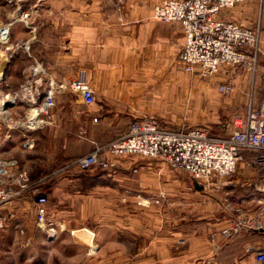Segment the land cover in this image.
I'll return each instance as SVG.
<instances>
[{"label":"crops","instance_id":"1","mask_svg":"<svg viewBox=\"0 0 264 264\" xmlns=\"http://www.w3.org/2000/svg\"><path fill=\"white\" fill-rule=\"evenodd\" d=\"M162 1H53L47 4L50 10L42 13L46 19L40 25L33 22L32 16L34 28L29 30L26 42H21L23 38L21 44L12 43L13 48L4 51L0 59V91L9 97L7 110L0 114V152L2 145L20 139L15 145L22 146V153L27 151L29 155L25 160L16 159L28 171V164L36 168L30 172L34 182L47 179L44 175L60 166L48 170L52 161L56 165L72 151L76 156L85 154L87 147L77 149V144H82L86 136H72L69 132L86 130L88 115L97 117L90 124L92 144L88 142L93 148L126 133L134 120L153 116L162 122L163 99L176 103V90L164 98L162 79L170 70L174 74L171 78L176 80V59L181 68L178 57L185 34L180 23L153 17L155 4ZM257 3L264 18V0H243L222 17L250 26ZM259 40L262 48L256 66L264 75V31L259 32ZM82 68L90 72L95 90L96 103L89 108L81 95L68 86ZM235 68L238 67L222 69L220 77L238 81L241 75L234 73ZM61 85L68 87L61 89ZM51 86L55 89L56 107L51 110L50 120L43 118L40 125L28 129L24 122L32 108L30 99ZM27 137L31 143L28 148L23 146ZM15 145L8 152H14L18 148ZM119 159H115L120 162L111 170L114 177H103L111 173L103 171L95 176L61 173L47 180L51 185L48 210L55 221L56 235L49 236L36 225L25 228V234L19 225H6L0 234L13 233L12 244L18 243L24 253L13 258L4 256L0 264H185V260L186 264H258L252 250L264 247V231L243 229L225 237L221 229L228 225L227 219L221 226L210 221L191 229L178 227L177 217L174 229H162V196L166 200L169 195L168 179L162 182V162H137L134 158L121 163L123 159ZM121 169H126L129 176L119 172ZM132 170L141 175H131ZM103 185L114 187H100ZM195 189L197 193L202 190L198 183ZM207 191L217 192L214 188ZM142 196L149 201H144L145 205L139 201ZM255 197L256 194L250 196L251 201ZM152 199H157V205L149 204ZM21 209L20 202L8 206L11 217ZM167 232L176 239H162V233ZM216 249L219 252L214 253Z\"/></svg>","mask_w":264,"mask_h":264},{"label":"built area","instance_id":"2","mask_svg":"<svg viewBox=\"0 0 264 264\" xmlns=\"http://www.w3.org/2000/svg\"><path fill=\"white\" fill-rule=\"evenodd\" d=\"M241 1L163 0L154 6V18L178 22L183 27L185 42L178 57L182 69L208 78L228 67L255 68L260 52L257 28L222 17L226 10ZM36 12L37 9L33 14ZM21 16L27 27L33 29V23H27L32 14ZM17 21L15 16L0 25V50L12 49V27ZM2 76L3 72L0 74V84ZM68 86L81 95L87 106L96 103L95 90L87 69H80ZM68 86L61 85V89ZM232 87V83L218 84L219 91L225 94L231 92ZM8 97L0 91V114L7 110ZM29 102L32 111L28 112L24 122L28 129L40 125L43 118L50 120L51 110L56 107L54 87L43 89L39 96L36 95ZM82 132L87 131L84 129ZM30 144L28 137L25 138L23 146L28 148ZM126 156L163 159L202 181L204 186L235 172L239 162L264 169V83L260 103L248 108L245 114H236L227 124L225 134H214L205 125L183 123L171 127L156 117L146 116L132 121L126 133L89 154L79 156L67 167L76 166L83 171L92 168L113 170L115 163L112 158ZM49 197L50 185L46 179L32 181L29 171L18 159L0 152V228L6 224L5 210L10 204L30 200L36 213V226L47 231L49 236L56 235L55 221L48 210ZM263 215L264 205L252 214L238 207L231 211L229 224L221 233L229 237L243 229L261 230L264 228ZM252 251L257 263L264 264V247L256 246Z\"/></svg>","mask_w":264,"mask_h":264},{"label":"rangeland","instance_id":"3","mask_svg":"<svg viewBox=\"0 0 264 264\" xmlns=\"http://www.w3.org/2000/svg\"><path fill=\"white\" fill-rule=\"evenodd\" d=\"M53 1L59 2V1H67V0H0V25L11 21L15 16L16 18H18V21L12 27L11 42H10V46L12 48H13L12 43L21 44L20 41L23 38L24 40L27 39L29 30H31V28L27 27L26 22L22 20L23 18L21 15L32 14V16H35V20L33 21L31 17L29 20H27V23L33 21L40 25V22L46 19V14L42 15V13L48 12L47 9H49L50 6H48L47 4ZM36 7L38 8V10L36 13L33 14ZM233 8L226 10L224 13L228 14V12L230 10H233ZM255 12L256 15L253 11L252 19L250 20L248 25L257 28L259 35V32L262 33V31H264V18H263V13L262 15L260 14L259 4L256 6ZM21 42L25 43L26 40ZM26 46L29 48V43ZM261 48L262 46L259 49L260 51ZM4 51L5 48L0 50V59L3 57L2 55L4 54ZM258 54H260L259 51ZM237 67L238 68H235L234 73L236 74V72H238L237 75H241V78L238 79V81L237 79L235 80V78L232 77H228V78H226L225 76L220 77L221 73H217L212 77L203 78L198 75H194L189 72H186L184 69H182V67L179 68L176 59V68H175L177 71V74L175 76L176 80H174V78H171L172 75L174 74L170 70H167L166 78L162 79V87L165 85L166 88L164 92L165 94L164 98H168V96H172L171 90L173 91L176 90L177 91V96L175 93L176 103L170 101L166 103V100L162 98L164 100V102H162V122L171 127H177L183 123H188L193 125H205L208 127L210 132H213L214 134L216 133L219 135L225 134L227 129V124L230 123L231 120H233L234 116H236V114L245 113V111L250 107L257 106L261 101L262 93H263L264 75L260 74L261 73L260 67L258 66L257 68V66H255V68H252L250 70L244 69V67L242 66H237ZM223 82L233 84L231 92L225 94L219 91L218 84ZM174 83H175V87H174ZM178 89H180L179 94H178ZM197 94L198 96L196 97ZM87 107L89 108L90 106ZM93 115L94 114L90 116L88 115V126L86 128L87 132H69L72 136L73 135L83 136V137L86 136L85 138H82V140H84L82 144H77L78 146L77 149L80 148L84 150L87 147V150L83 151L85 154L82 155L89 154L94 150H96L98 147L105 146L106 144H108L110 141L113 140V139L109 140L103 144H95L94 147L91 148L92 146L89 145V142L91 143V139L89 138V132H91L90 124L95 123L94 121H97V117H93ZM23 140H25V138ZM19 141L20 139H16V140H12V143L10 145H6V146L2 145L4 146L1 147L3 148L2 154L7 157H15L18 159L20 158L22 160L27 159L29 153L27 151H24L22 153V149H23L21 148L22 146L19 148L18 146L20 145L18 146L15 145ZM13 145H15L16 148L17 147L18 148L14 149V152L11 153L8 152L9 150L7 149H10L9 147H12ZM74 154L75 152L72 151L70 156H66L63 159L61 158L60 161L58 160L56 165H52L53 164L52 161L50 167L47 168L48 170L53 169L58 165L60 166L56 167L51 172H47L44 175L47 177L46 180L52 179V177L54 176L58 177V175H60L61 173H62L61 175L66 173V174H71L72 176H74L75 173H83V175L85 176H95V175H100L103 171H109L111 173L106 172V174H104L103 177H111V176L114 177V175H116L114 174V171L111 170H99L97 168H92L83 171L78 169L76 166L67 167L68 164H70L76 158L81 156L79 154H78L79 156H76ZM134 158L138 159L137 162L138 161L142 162L147 160L151 161L156 159H157L156 161L162 162V175H161L162 182H166L164 180L168 179L166 190L169 191V195H167L166 200H164L162 196V229H166L168 231L169 229H174L176 227L175 217H177V219L180 222L178 224V227H187L192 229L194 227L206 226L210 224V221H212L213 223L216 222L217 225L219 224V226H221L225 219L228 220V224H229V217L231 216V211L237 210L238 207H240V209H242L245 213H254L255 210L259 209L261 206L264 205V169L260 167H250L247 166L244 162H239L235 172L218 181H216V179L213 178L214 179L213 181L216 183L210 182L211 184L204 186L202 181H198L194 179L187 172L179 168L173 167L163 159L147 158L142 156H126L125 158L120 157L119 160L123 159L121 160V163H123L124 161L129 159L133 161ZM115 159L118 158H114V160ZM114 160L112 158V161L115 163V167H116L120 161L116 163V160L115 161ZM33 167L34 166H32V169L36 170V168ZM65 167L67 168L64 169ZM28 169L30 174L32 169L31 167H29V164H28ZM125 170L126 169H121L119 172L124 171L123 175L129 176V172L127 171L126 174ZM51 173L52 175H50ZM134 174L141 175V173L133 171L131 175ZM31 176L33 177V175ZM31 180L34 181L33 178H31ZM196 183L200 184L202 189L198 193L197 190L195 189ZM176 184H177V188L175 189ZM100 187L111 189L114 186L103 185ZM259 187H262L263 189ZM211 188H214L217 192L214 194L212 192H208L207 190ZM204 190L206 191L204 192ZM175 192H177V194L180 195L175 196L174 195ZM196 193L199 194L198 197L197 195H195ZM254 193L256 194V197L254 198L253 201H251L250 196L252 195L254 196L255 195ZM146 198L147 196H142L139 198V201L144 204V201H147ZM174 198H177L179 202L176 201ZM26 202H29L28 206L25 205ZM235 202H238V204L233 206ZM242 202H244V204ZM247 202H251L249 203L251 205H247L248 204ZM157 203H158L157 199H152L151 203L149 204L157 205ZM32 204L33 203L30 200L21 201L20 205L22 209L21 211H16L18 215L16 214V216L14 217H11V213L9 212L8 209H6L5 210L6 224L0 229L5 228L6 225L7 226L19 225L21 227L20 228L21 232L25 234V230L27 229V227L31 228V226L36 225V213ZM153 210L157 214V210L155 209ZM223 216L225 217L223 218ZM211 237H212V233L209 234V238ZM162 239L175 240L176 238L174 235L167 232V234L162 233ZM12 240H13V233L7 234L2 232L0 234V258L4 256L5 257L9 256L13 258L23 255L24 253L23 248L20 247L18 243L13 245ZM8 243L9 245H7ZM7 246H10V248L7 249L8 248ZM5 251H9V252H5ZM170 251H174V250H170ZM183 251L186 252L190 250L184 249ZM213 252L214 253L219 252V249H216ZM184 263L186 264V260L184 261Z\"/></svg>","mask_w":264,"mask_h":264},{"label":"bare ground","instance_id":"4","mask_svg":"<svg viewBox=\"0 0 264 264\" xmlns=\"http://www.w3.org/2000/svg\"><path fill=\"white\" fill-rule=\"evenodd\" d=\"M2 73V69L0 70V74Z\"/></svg>","mask_w":264,"mask_h":264},{"label":"water","instance_id":"5","mask_svg":"<svg viewBox=\"0 0 264 264\" xmlns=\"http://www.w3.org/2000/svg\"><path fill=\"white\" fill-rule=\"evenodd\" d=\"M262 231H264V228L263 229H261Z\"/></svg>","mask_w":264,"mask_h":264}]
</instances>
